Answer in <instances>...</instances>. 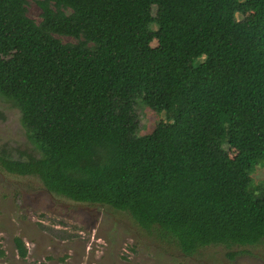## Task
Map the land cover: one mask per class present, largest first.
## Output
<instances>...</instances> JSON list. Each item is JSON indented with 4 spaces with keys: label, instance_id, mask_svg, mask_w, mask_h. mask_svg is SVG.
Wrapping results in <instances>:
<instances>
[{
    "label": "trees",
    "instance_id": "1",
    "mask_svg": "<svg viewBox=\"0 0 264 264\" xmlns=\"http://www.w3.org/2000/svg\"><path fill=\"white\" fill-rule=\"evenodd\" d=\"M35 1L39 22L28 0H0V95L40 155L2 167L127 212L186 255L264 241V192L250 188L264 165V0ZM140 100L167 126L140 135Z\"/></svg>",
    "mask_w": 264,
    "mask_h": 264
},
{
    "label": "rangeland",
    "instance_id": "2",
    "mask_svg": "<svg viewBox=\"0 0 264 264\" xmlns=\"http://www.w3.org/2000/svg\"><path fill=\"white\" fill-rule=\"evenodd\" d=\"M28 14L41 20L35 0H28ZM237 16L250 18L252 12ZM150 44L158 42L153 39ZM136 111L140 135L168 124L164 113L141 100ZM29 135L20 108L0 95V156L19 158L24 152L39 156ZM225 147L232 158L240 154L236 147ZM250 188L264 192V165L251 170ZM16 237L26 243V257L19 254ZM0 247L5 251L0 264H264V241L247 246L211 245L186 255L173 240L143 229L127 212L58 195L39 178L12 174L1 164Z\"/></svg>",
    "mask_w": 264,
    "mask_h": 264
}]
</instances>
